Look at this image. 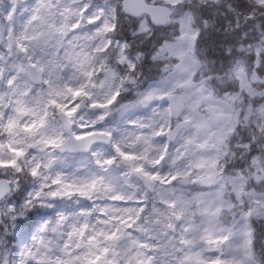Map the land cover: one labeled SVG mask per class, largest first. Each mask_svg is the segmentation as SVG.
<instances>
[{"label": "clouds", "instance_id": "9594fccd", "mask_svg": "<svg viewBox=\"0 0 264 264\" xmlns=\"http://www.w3.org/2000/svg\"><path fill=\"white\" fill-rule=\"evenodd\" d=\"M216 262L264 264V0H0V264Z\"/></svg>", "mask_w": 264, "mask_h": 264}, {"label": "snow or ice", "instance_id": "6c2138e0", "mask_svg": "<svg viewBox=\"0 0 264 264\" xmlns=\"http://www.w3.org/2000/svg\"><path fill=\"white\" fill-rule=\"evenodd\" d=\"M76 94L79 95V93H76ZM113 99H115V97H114ZM108 103L111 104L112 101H109ZM122 155H123V154H122ZM125 159H132V157H128V156H126ZM9 163H11V164H15V161H10ZM216 264H219V262H216Z\"/></svg>", "mask_w": 264, "mask_h": 264}]
</instances>
